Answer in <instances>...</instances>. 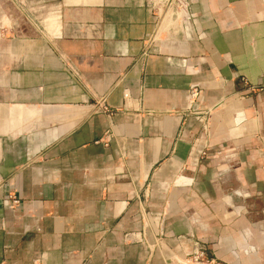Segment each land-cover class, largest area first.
<instances>
[{
  "label": "crops",
  "instance_id": "0c3cea01",
  "mask_svg": "<svg viewBox=\"0 0 264 264\" xmlns=\"http://www.w3.org/2000/svg\"><path fill=\"white\" fill-rule=\"evenodd\" d=\"M170 9L0 0V264H264V0Z\"/></svg>",
  "mask_w": 264,
  "mask_h": 264
},
{
  "label": "built area",
  "instance_id": "2783aa9c",
  "mask_svg": "<svg viewBox=\"0 0 264 264\" xmlns=\"http://www.w3.org/2000/svg\"><path fill=\"white\" fill-rule=\"evenodd\" d=\"M188 1L189 0H166V7L168 9L170 8H175V9H178L176 11L178 12H181L182 15H181V18L183 17V14L188 6ZM167 9V10H168ZM196 91L194 89H192L189 93V100H190V104L194 102L195 98H196ZM189 107L191 108V105H189ZM191 110H189L190 112ZM196 114V113H195ZM209 114V111L207 112H203L202 115H208ZM205 126H204V130H205ZM13 201L12 203L13 204H17V200L12 198ZM184 264H223V263H220V262H217L215 260H211L209 259L205 253L203 251H196L194 252V254L189 257L188 259H186L184 261Z\"/></svg>",
  "mask_w": 264,
  "mask_h": 264
},
{
  "label": "rangeland",
  "instance_id": "374dc122",
  "mask_svg": "<svg viewBox=\"0 0 264 264\" xmlns=\"http://www.w3.org/2000/svg\"><path fill=\"white\" fill-rule=\"evenodd\" d=\"M159 1H161L162 3H164V4H166V0H159ZM168 9V8H167ZM175 9V8H174ZM171 12V13H170ZM172 13H174V11L172 12V10L171 9H168V11H167V16L169 15L170 16V14H172Z\"/></svg>",
  "mask_w": 264,
  "mask_h": 264
},
{
  "label": "bare ground",
  "instance_id": "6f19581e",
  "mask_svg": "<svg viewBox=\"0 0 264 264\" xmlns=\"http://www.w3.org/2000/svg\"><path fill=\"white\" fill-rule=\"evenodd\" d=\"M169 16V15H168Z\"/></svg>",
  "mask_w": 264,
  "mask_h": 264
}]
</instances>
